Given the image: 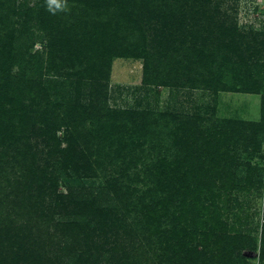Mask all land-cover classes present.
Returning a JSON list of instances; mask_svg holds the SVG:
<instances>
[{
	"label": "trees",
	"instance_id": "1",
	"mask_svg": "<svg viewBox=\"0 0 264 264\" xmlns=\"http://www.w3.org/2000/svg\"><path fill=\"white\" fill-rule=\"evenodd\" d=\"M30 2L0 0V264H109L102 255L116 258L107 247L113 242L122 250L131 246L121 264H233L243 250L264 264V225L257 239L243 223L229 222L233 200L245 207L232 190L246 185L225 175L235 159L232 143L249 154L260 151L255 142L264 118L230 122L217 136L200 127L210 126V118L182 116L187 125L180 127L176 115L167 114L176 119L167 124L166 113L109 105L118 57L143 58L156 71L150 83L228 90L216 84L226 71L221 61L214 66L213 56L224 58L223 46L231 55L234 41L225 39L235 38L236 26L215 32L218 54L207 55L201 43L211 39L201 32L191 50L175 47L178 39L158 22L176 25L184 14L187 20L190 0H67L66 10L55 14L46 0ZM218 8L207 7L212 24ZM33 27L43 37L35 52ZM183 32L178 36L187 39ZM258 41L246 54L263 52ZM174 51L185 81L168 74L158 82L166 74L161 64L175 65ZM262 66L238 69L244 82L238 91L262 93ZM74 175L100 176L104 185L61 191V178ZM247 177L251 186L264 185L261 177ZM234 215L241 220L240 212Z\"/></svg>",
	"mask_w": 264,
	"mask_h": 264
},
{
	"label": "rangeland",
	"instance_id": "2",
	"mask_svg": "<svg viewBox=\"0 0 264 264\" xmlns=\"http://www.w3.org/2000/svg\"><path fill=\"white\" fill-rule=\"evenodd\" d=\"M30 1L32 4L33 0ZM193 2L195 3L193 4ZM216 3H219V13L214 20V24H212L211 20L208 19V12L206 11L208 6H213ZM190 5L191 8L188 9V11L186 10L187 20L186 14H184L183 19L179 16L177 22L175 20L176 25L173 24L171 26L169 24L166 26L165 18H158L159 25L164 27V29L162 28L163 31L167 32V36L172 37L171 40H173L174 43L178 39L175 47L183 45L184 47H187L188 50L194 48V40L192 38L198 35V32H201L205 38L212 40H207L204 43L202 42L203 44L200 42L201 46L205 48V53L207 55L212 53L214 55L218 54L216 49L217 46H214L215 42L217 44L218 42L213 40L212 36L220 34L219 29L221 27L223 28L226 23L229 27H231L230 25L236 26L237 32L235 38H232V35H227L225 39L227 42L229 37L230 41L232 39V42L234 41V50H231L230 52L232 56L226 54L228 52L223 49L224 44L219 45L221 48L223 46V48L220 49V52H224V58H220L218 55L213 56L214 66L218 67L217 64L221 61L226 71V74L217 77L218 83L216 84L219 86L225 85L228 90H207L199 88L187 89L183 87H170L168 85L160 86L154 82L150 83L151 81H156V79L150 77V75L154 74L156 71L152 66L149 67V69H146L144 65L145 60L143 58L118 57L114 58L110 72L109 105L116 108H148L158 113H166L163 122L165 121L167 124L176 123V119L173 120L168 116L171 114L176 115L178 116L177 121L180 124V127H185L187 125L185 118L182 116L188 115L195 118H210V126L205 127V125H201L200 127L207 129L208 132L217 136L222 135L221 131L228 128V124L230 122L242 123L257 121L259 123L263 121L264 108L262 107V97H264V45L262 44H264V0H213V2L206 3L205 5L198 0H190ZM193 10L195 11L193 12ZM197 11H199V14ZM182 20H186L184 24H182ZM173 27H175L174 34L173 30H171ZM33 30L38 35L32 49V52H35L37 49L42 48L43 44L41 40L43 37L40 38L41 32L38 31L37 27H33ZM179 30L182 32L185 30L183 33H186L188 38L185 39L184 36H178ZM215 32H218V34H215ZM254 38L259 39L258 47H263V52L246 54L245 49L249 52V48L253 46L248 47L247 45H249ZM179 55L180 54L177 51L171 53V57L173 58V62L175 64L174 66L166 63L161 64L159 70L161 74H166L165 78L159 79L158 82L166 81L169 77L167 76L168 74L170 77L173 75L172 81L175 83H182L185 81L186 73L181 69L182 65L179 66V64L175 62L177 58L180 57ZM182 60L186 62L185 57H182ZM257 61L258 63H261L262 61L263 65L261 68L262 70L259 71L260 78L258 79L259 82L263 83L262 93L255 94L247 91H238L241 90L240 88L244 85V82L240 80L242 76L238 72V69L242 68L243 70L245 69V66H251V64L256 63ZM168 67L170 69H168ZM192 67L195 69V64H193ZM180 134H182V131ZM198 134L197 137L199 136ZM192 140L193 143L195 142V146L197 145V142H199L195 137H193ZM259 142L260 151L254 150L251 154H249L251 149L244 150V146L241 145V142L238 145L232 143L230 153L235 156V159H233V164L231 163L232 168L229 167L230 172H225V175L228 178L232 180H243L241 185H246L244 189L232 190L233 196H235L237 200L245 202V204H243L245 207L243 208L244 210H242L239 206L235 205L236 202L234 203L233 200L234 208L230 211L229 222L236 221L235 225L237 227L243 223V229L251 228L252 236L257 237V239L260 238L261 230L264 225V185H260L258 187H255V185L251 186L246 179L248 178L247 176H251L253 179H259L261 177L260 180L263 184L264 131H259V134L256 137L255 145L258 144L259 146ZM216 143H218L219 146V141L213 142V146L217 148ZM250 148H253L252 144ZM220 152H225V149L221 148V144ZM224 164L225 166H223L220 170L228 166L226 162ZM60 183L59 189L61 191H66L67 185L75 187L81 185H85L86 187H99L104 185L103 179L100 176L96 178L79 177L75 175L71 178L63 176ZM237 212H240L242 217L241 220H238L234 215ZM249 215L251 216V220L254 216L253 221H251V224L249 223L245 225L246 217ZM107 247L111 250L115 249L114 254H116V258H113L114 255H102L103 262L109 264H121V262L127 261L130 255H132V253L129 254L131 246L128 250H122L121 246L118 245L117 247L116 243L113 242L112 244H108ZM249 255L250 254H248L247 250L238 252L235 255L233 264H258V261L250 258ZM67 260L69 261V259Z\"/></svg>",
	"mask_w": 264,
	"mask_h": 264
},
{
	"label": "clouds",
	"instance_id": "3",
	"mask_svg": "<svg viewBox=\"0 0 264 264\" xmlns=\"http://www.w3.org/2000/svg\"><path fill=\"white\" fill-rule=\"evenodd\" d=\"M47 9L55 14L57 11H63L67 8V0H46Z\"/></svg>",
	"mask_w": 264,
	"mask_h": 264
}]
</instances>
